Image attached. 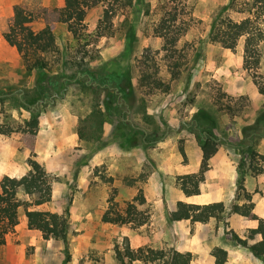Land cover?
I'll return each mask as SVG.
<instances>
[{
    "label": "rangeland",
    "instance_id": "1",
    "mask_svg": "<svg viewBox=\"0 0 264 264\" xmlns=\"http://www.w3.org/2000/svg\"><path fill=\"white\" fill-rule=\"evenodd\" d=\"M177 1L104 0L87 10L79 37L57 24V51L45 56L50 68L28 71L22 55L2 35L4 18L21 5L34 14L33 29L40 31L45 27L42 9L56 7L58 0H0V127L8 132L0 131V181L5 175L20 177L29 171L26 160L32 153L21 137L29 134L26 124L37 118L33 157L56 190L55 200L47 203L49 209L40 208L67 214L70 222L67 243L50 241L52 249H58L59 264H98L101 258L91 254L72 259L70 236L76 231L69 203L78 191L74 181L79 171L94 174L93 196L97 200L107 193L111 216H127L128 204L144 194L146 202L136 208L145 224L113 223L118 228L113 250L119 264H146L129 261L128 252L139 248L190 252V264H215L212 251L222 248L227 252L225 264H264V258L254 257L235 239L247 238L258 224L232 211L234 204L246 202L247 193L252 195L254 211L263 215L257 216L264 219V203L259 201L264 196V173L254 175L248 154L241 150L235 165L227 168L224 154L219 161L225 171L234 172L233 184L205 195L223 199L221 217L205 223L169 219L181 196L177 177L188 167L193 172L200 167L195 162L201 149L200 128L216 136L226 154L241 143L247 149L246 130L258 127L264 118V94L243 68L245 37L234 50L209 41L211 24L220 13L240 20L246 16L241 10L252 0ZM232 1L233 7L225 9ZM175 7L186 32L170 59L154 28ZM146 50L154 65L151 70L157 69L169 90L149 93L140 86ZM261 53L257 80L264 88V44ZM114 74L129 77L124 92L106 83ZM251 138V147L264 155V137L257 133ZM20 198L34 201L36 196L21 193ZM25 210L21 207L19 215Z\"/></svg>",
    "mask_w": 264,
    "mask_h": 264
},
{
    "label": "trees",
    "instance_id": "2",
    "mask_svg": "<svg viewBox=\"0 0 264 264\" xmlns=\"http://www.w3.org/2000/svg\"><path fill=\"white\" fill-rule=\"evenodd\" d=\"M104 0H58L54 8L44 7L41 11V17L44 20L45 27L40 31L33 29L35 16L33 13L24 9L21 5H15L12 14L4 18V29L2 35L4 39L14 46L22 55L24 65L28 71L47 70L50 68L49 61L45 58L47 53L56 52L55 26L64 24L75 38L85 29V17L87 10L98 5ZM172 2L178 3L177 0ZM233 1L225 9L233 7ZM246 16L240 20L233 19L220 13L212 22L209 32V41L219 43L224 48L234 50L240 40L245 37L243 68L252 73L254 83L257 85L260 93L264 94V88L257 80V70L261 64V46L264 44V0H252L248 2L241 10ZM108 14V13H107ZM178 8H170L160 18L154 28V34L162 38V50L170 59L174 58L176 46L181 36L186 32L182 25ZM146 50L143 54L141 75L139 77L140 86L149 93L154 90L167 91L170 84L165 83L158 77L157 69L151 70L154 65L150 64L152 58ZM177 66V64L175 65ZM85 74L86 72H82ZM179 75L174 72V77ZM129 77L113 75L109 78L108 85L113 90L124 92L123 83L129 85ZM111 82V83H110ZM126 92V91H125ZM242 99H247L244 96ZM259 126L246 130V139L249 147L241 143L239 148L249 156V168L254 175L264 173V155L258 153L251 147L252 134H260L264 137V118L260 119ZM38 119H33L26 124L29 128V134L22 135V141L26 148L32 153L26 163L29 171L24 175L8 176L5 175L0 181V248L6 243L7 235L19 223V209L25 207V216L29 229H37L42 232L44 239L68 241L70 232V222L67 214H59L39 208L41 205L52 200V181L48 176L44 166L33 156L35 149V140L38 128ZM202 130L200 135V148L202 160L199 169L194 173L184 174L177 177V183L180 190L186 197L199 195L207 179L215 177V172L211 169L209 160L216 154L220 148V142L210 131ZM0 131L8 133L4 130ZM260 131V132H257ZM262 131V132H261ZM183 151V150H182ZM261 164V165H260ZM36 196L34 201H26L20 198V194ZM146 202L144 194L139 193L128 204L127 216L117 213L111 216L109 209L103 216L104 222L111 223H132L141 226L146 223V218H142V213L138 211L136 205H143ZM32 207V208H31ZM232 211L248 220H257L258 225L252 228L247 238L243 239L235 236L236 242L250 250L252 255L258 259L264 258V219L259 218L254 212V202L250 193L246 194L244 204H234ZM225 212L223 202H214L204 205L177 201L175 209L171 212L169 219L171 221L192 220L194 222H208L211 218H219ZM129 261L141 260L146 264L162 261L164 264H190L192 255L190 252H180L170 250L142 249L136 251L130 250ZM215 258V264H225L227 252L222 248H216L212 251ZM122 260V259H121ZM124 261V260H122Z\"/></svg>",
    "mask_w": 264,
    "mask_h": 264
},
{
    "label": "crops",
    "instance_id": "3",
    "mask_svg": "<svg viewBox=\"0 0 264 264\" xmlns=\"http://www.w3.org/2000/svg\"><path fill=\"white\" fill-rule=\"evenodd\" d=\"M239 94L243 95L244 93L239 92ZM253 119L254 117H252ZM238 146L239 144L235 146L237 149L228 150L229 154H225V150L220 147L216 155L210 159V167L215 172V177L206 180L203 191L199 195L186 197L181 191L178 201L199 205L223 202V199H206L207 192L210 189L219 191L224 185L227 187L233 184L234 172H230L228 169L225 171L223 167H220L219 161L223 159L224 154L226 157V162L224 163H226L227 168L235 165L240 159V148ZM199 151L198 160L195 161L197 165H200L199 162L202 160L201 149ZM194 172L188 167L184 170L183 175ZM94 179H96L94 174L88 176L79 171L78 178L74 181L78 191L75 192L72 202L69 203L71 226L76 231L75 234L70 236L72 259L75 262L78 258L83 259L93 254L92 257L101 256L98 264H119L113 250L115 239L118 235V228L116 224L103 221V216L108 208V203L106 202L107 193L105 192L102 197H98L95 200L92 190L93 186H90L91 181ZM258 179H261V177ZM55 191L54 189L53 200H55L56 196ZM218 194L220 192H214L213 195L217 196ZM259 201L264 203V196ZM42 206L49 209L47 203L40 207ZM255 213L260 215L257 211ZM260 216L262 217L263 215ZM50 241L52 239H44L41 231L28 228L26 216L23 213V215H19L18 225L7 235L6 243L0 248V264H59L58 249H52ZM28 248L30 249L29 251ZM94 262L91 261L90 264H95ZM135 262L141 261L135 260Z\"/></svg>",
    "mask_w": 264,
    "mask_h": 264
}]
</instances>
